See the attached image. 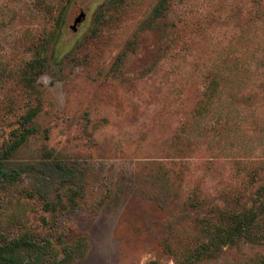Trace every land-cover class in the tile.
Returning a JSON list of instances; mask_svg holds the SVG:
<instances>
[{
    "label": "rangeland",
    "instance_id": "1",
    "mask_svg": "<svg viewBox=\"0 0 264 264\" xmlns=\"http://www.w3.org/2000/svg\"><path fill=\"white\" fill-rule=\"evenodd\" d=\"M0 161V248L264 264V0H0Z\"/></svg>",
    "mask_w": 264,
    "mask_h": 264
},
{
    "label": "trees",
    "instance_id": "2",
    "mask_svg": "<svg viewBox=\"0 0 264 264\" xmlns=\"http://www.w3.org/2000/svg\"><path fill=\"white\" fill-rule=\"evenodd\" d=\"M242 57L243 53H230L224 57L222 61L223 74L221 75L226 81L224 89L227 87V90H234V88L239 85V81L245 78V73L248 70L243 68V65L239 63ZM44 67V50L43 47H41L39 51L35 52V55L33 56L31 61L32 75L40 74L41 71H43ZM28 77H30V75H24V78H26V80H28ZM229 126H227L226 128H228ZM44 165L46 166L47 164ZM56 168H58V164H56L54 167L55 171ZM30 170V164L20 163L14 166H6L3 162L0 161V187H3L6 184L14 183L23 174L31 172ZM39 171L44 170L43 168H41ZM62 175H64L68 179H70L71 177L69 171L66 170H63ZM255 221V214L252 211L250 215H245L241 217V219L236 223L234 233L236 235H239L243 230H246L251 225H253ZM230 237L232 236H228V239ZM18 250L19 249L17 247L0 248V264H47L45 261H43V254L39 253L34 256H31V254H25L23 256ZM72 253V251H64V258H62L59 262L54 260V263H61L63 260H66Z\"/></svg>",
    "mask_w": 264,
    "mask_h": 264
},
{
    "label": "water",
    "instance_id": "3",
    "mask_svg": "<svg viewBox=\"0 0 264 264\" xmlns=\"http://www.w3.org/2000/svg\"><path fill=\"white\" fill-rule=\"evenodd\" d=\"M81 18H83V16H81ZM81 18H80V20H81ZM80 20H79V21H80Z\"/></svg>",
    "mask_w": 264,
    "mask_h": 264
}]
</instances>
